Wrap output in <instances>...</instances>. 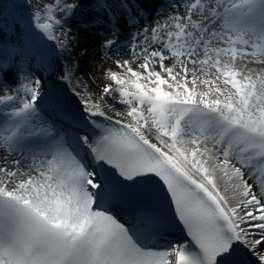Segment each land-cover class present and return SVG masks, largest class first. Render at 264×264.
<instances>
[{
    "label": "snow or ice",
    "instance_id": "obj_1",
    "mask_svg": "<svg viewBox=\"0 0 264 264\" xmlns=\"http://www.w3.org/2000/svg\"><path fill=\"white\" fill-rule=\"evenodd\" d=\"M84 6L0 17V264H264V0H176L147 27L148 0ZM77 17L137 41L99 100L46 99L39 78L11 87L18 59L75 42ZM169 228L187 239L165 242Z\"/></svg>",
    "mask_w": 264,
    "mask_h": 264
},
{
    "label": "bare ground",
    "instance_id": "obj_2",
    "mask_svg": "<svg viewBox=\"0 0 264 264\" xmlns=\"http://www.w3.org/2000/svg\"><path fill=\"white\" fill-rule=\"evenodd\" d=\"M174 2H176V0H148L149 11L143 13L144 21L147 22V26H149L153 21L157 19L163 20V18L167 17L169 13L172 11V9L168 7V5ZM157 12H159V16H157L156 14ZM87 32H89V36L85 35L84 33L83 34L78 33L75 36L76 37L75 41L77 42L78 47L84 50V53L86 55L84 57V60H82V62L78 63V61L75 59L74 56L75 52L73 49L71 50L70 46H68L67 50L61 51L58 49L56 53L52 54L50 61L47 63H41L35 57H32L33 60L37 62V65L35 66L34 69L40 72H44L45 77L47 79V83H45L44 88L42 86L40 87L41 93L46 94V99H48L51 93L55 92L61 97L65 98V102L70 104L73 108L76 109L82 107V105L79 103L81 96L83 97L91 96L93 99L99 100L100 95H98L97 89L106 80L104 75L105 70L109 68L115 70L113 63L114 60L129 58L131 55L130 45L132 43L137 42L132 40V37L131 35H129V32L127 30L120 32V34L117 35L115 38V40L117 41L115 45L111 47H106L104 53L95 55V59L97 58L96 62L98 63L102 61L103 57H107L106 54H109L112 48L117 47L120 44L121 39L127 40L128 41L127 45L123 48H118L116 52H112L111 55H108V61L105 62L103 65L101 64L98 66L100 68L97 71L98 73L95 75L91 73L92 66H91L90 57H88V55H90V53H93L95 51V47L94 49H92V47L94 46V39H97L99 36L102 35L99 34L97 31L88 30ZM106 32L107 30L104 31V34ZM59 58L65 61V65L68 68L73 67L77 70V75L80 77L81 84L76 86L74 85L72 87L68 84V79L60 83L62 77V75H60V72L62 71V66L58 64ZM34 69L27 68L25 69V71L34 70ZM14 70L16 69L14 68ZM26 72L24 74L17 72L19 80L17 78H13L12 81L14 83H12L13 86L11 87L15 88L18 87L19 82H26V80H24L25 77L27 78L28 81V74ZM73 90H78L80 92V96L75 95ZM117 110H123V109L117 107ZM42 111L45 113L47 120L56 121L57 127H62L65 132H68V134H71L73 131H77L75 127H70L67 123L61 124L59 122V111L56 108H54V106L51 103H43ZM2 157H3V151L0 150V164L3 163ZM19 158L20 157L18 154L11 157V159H19ZM28 163H31L30 159H25L22 161V165H26ZM9 166H11L10 161H9Z\"/></svg>",
    "mask_w": 264,
    "mask_h": 264
},
{
    "label": "rangeland",
    "instance_id": "obj_3",
    "mask_svg": "<svg viewBox=\"0 0 264 264\" xmlns=\"http://www.w3.org/2000/svg\"><path fill=\"white\" fill-rule=\"evenodd\" d=\"M2 2L0 0V4L4 5V0H2ZM42 2H43V0H28V3H30L31 5H33V8H30L27 11H29V13H30L32 10H34V8L37 6V4L42 3ZM8 8H9V6H8ZM13 8L16 10L18 8V3H16L15 6H13ZM6 9L7 8H4L3 7V10H6ZM19 9H20V11H22L23 15L26 16L25 9H23L21 7ZM87 9H88V7H87V0H85V6L82 8V12L83 13L85 12L84 14H86L88 12ZM0 17H2V18L5 19V16H3V15H0ZM82 18L83 17H77L75 20L65 19V21H64L65 28H71V34H72V36H76V34H78V33H82V34L84 33L85 35H88L89 36V32L82 30V28L80 26V20ZM144 26L147 27V24L144 23ZM135 31H136L135 29L132 30L133 34L135 33ZM116 36L117 35H114L113 33H111V34H104L102 36H99L97 39H94V46L92 47V49H94V47H95V51L93 53H90V55H88V57H90V60H91V66H92L91 73L92 74H95L96 75L98 73L97 71L100 68L98 66L101 65V64L103 65L105 62L108 61V55H111L112 52H116V50L118 48H123V47H125L127 45L126 44L127 40L122 39L120 41V44L117 47L112 48L110 50L109 54H106L107 57H103L102 58V61H100V62L97 63L96 62L97 58L95 59V55H98L100 53H104L105 52L106 47H102V45L104 44V42L106 40H115ZM2 38L3 37L0 36V39H2ZM69 46H70L71 50L72 49L74 50V52H75L74 56H75V59L78 61V63L79 62H82V60H84V57L86 56L85 53H84V50H82L80 47H78L76 41L74 43H72V44H69ZM30 62H32L33 68H35V66L37 65V62L35 60H33V58L30 59ZM58 64L62 66V71L60 72V75L63 76L65 73H68L70 75V79H68V84L70 86L73 87L74 85L76 86V85L81 84L80 83V77L77 75V70L75 68H73V67L68 68L65 65V61L62 60L61 58H59ZM17 72H20L21 74H24L25 73V71H17ZM27 74H28V81L39 78L41 80V86L44 88L45 83H47V79L45 77L44 72H40L38 70H34V72H31V71L29 72L28 71ZM65 80L66 79H61L60 80V83L64 82ZM107 82L108 81L105 80L102 83V85H100V87H98V89H97L98 95H100L103 85L105 83H107ZM12 83H14V82L13 81H10V86H13ZM117 107L118 108H122V106H117Z\"/></svg>",
    "mask_w": 264,
    "mask_h": 264
},
{
    "label": "trees",
    "instance_id": "obj_4",
    "mask_svg": "<svg viewBox=\"0 0 264 264\" xmlns=\"http://www.w3.org/2000/svg\"><path fill=\"white\" fill-rule=\"evenodd\" d=\"M1 2H2V0H1ZM14 3L15 4L18 3V8L16 10L12 6V5H15ZM21 3H22V0H4V5H6V6H4V8H7V9L3 10V12L0 15L5 16V19L7 20V22L9 24H11V22L14 20V16L17 19H18V17L21 16L22 11H20V9H19ZM8 6L10 9L8 8Z\"/></svg>",
    "mask_w": 264,
    "mask_h": 264
}]
</instances>
